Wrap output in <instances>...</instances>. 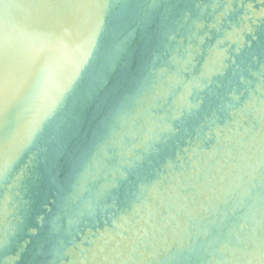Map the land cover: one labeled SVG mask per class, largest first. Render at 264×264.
I'll return each instance as SVG.
<instances>
[{
    "label": "clouds",
    "instance_id": "1",
    "mask_svg": "<svg viewBox=\"0 0 264 264\" xmlns=\"http://www.w3.org/2000/svg\"><path fill=\"white\" fill-rule=\"evenodd\" d=\"M0 7V253L10 264H65L66 241L100 221L97 240L139 239L128 254L83 249L80 264H264V86L223 123L202 114L211 79L190 75L191 52L141 55L162 0ZM223 58L214 52L206 69Z\"/></svg>",
    "mask_w": 264,
    "mask_h": 264
},
{
    "label": "water",
    "instance_id": "2",
    "mask_svg": "<svg viewBox=\"0 0 264 264\" xmlns=\"http://www.w3.org/2000/svg\"><path fill=\"white\" fill-rule=\"evenodd\" d=\"M31 2L0 0V5ZM152 27L156 35L141 55L150 60L159 57L171 61L191 52L194 66L189 65L190 75L199 77L204 73L205 79H211L202 105V114L209 119L219 117L223 123L230 105H242L250 93L259 94L258 84L264 86V0H162L160 14ZM216 51L224 53L223 64L209 65V71L206 62ZM214 142V137L208 139L205 146L211 148ZM104 229L103 221L99 225L88 224L81 229L82 236H76L75 243L67 240L65 264H80L83 249H88L87 255L91 256L93 249L99 251L97 244L104 245L101 255H115L121 250L128 254L139 239L134 232L125 231L114 238L104 236L97 240ZM11 254L0 253V264H10Z\"/></svg>",
    "mask_w": 264,
    "mask_h": 264
}]
</instances>
